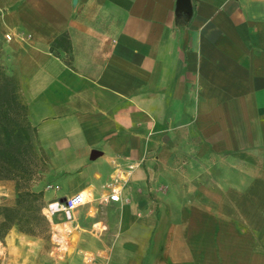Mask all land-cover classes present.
<instances>
[{
	"label": "crops",
	"instance_id": "1",
	"mask_svg": "<svg viewBox=\"0 0 264 264\" xmlns=\"http://www.w3.org/2000/svg\"><path fill=\"white\" fill-rule=\"evenodd\" d=\"M186 8L0 0L44 199L87 197L46 209L54 264H264V0Z\"/></svg>",
	"mask_w": 264,
	"mask_h": 264
},
{
	"label": "trees",
	"instance_id": "2",
	"mask_svg": "<svg viewBox=\"0 0 264 264\" xmlns=\"http://www.w3.org/2000/svg\"><path fill=\"white\" fill-rule=\"evenodd\" d=\"M13 75L0 68V180H11L14 200L0 204V241L11 228L31 236L49 232L42 177L46 164L39 151L36 127L27 118V107L17 94Z\"/></svg>",
	"mask_w": 264,
	"mask_h": 264
},
{
	"label": "rangeland",
	"instance_id": "3",
	"mask_svg": "<svg viewBox=\"0 0 264 264\" xmlns=\"http://www.w3.org/2000/svg\"><path fill=\"white\" fill-rule=\"evenodd\" d=\"M47 168L48 165L45 166L42 176L46 174ZM13 200V182H0V204H10ZM50 200L46 201L42 210L46 217L48 214L46 208ZM49 224V232L42 236L26 235L18 232L14 227L11 228L4 239L0 241V264H54L55 259L58 260L55 257V246L57 245L52 241L50 220ZM55 228L59 231L62 230L61 225H56ZM66 262L67 260L64 261V263Z\"/></svg>",
	"mask_w": 264,
	"mask_h": 264
},
{
	"label": "built area",
	"instance_id": "4",
	"mask_svg": "<svg viewBox=\"0 0 264 264\" xmlns=\"http://www.w3.org/2000/svg\"><path fill=\"white\" fill-rule=\"evenodd\" d=\"M132 168V165L130 166ZM57 185H51L47 184L46 188H54L57 189ZM110 193L106 197V200L108 201H119L120 200V192H119V186L115 185L114 183L110 184ZM87 201L86 195L80 191L77 193L72 194L71 196L65 197L64 201H59L58 199L48 203L47 205V211L51 215L54 213L61 212L64 214V216L67 219H71L72 217V211L77 208L78 206L82 205Z\"/></svg>",
	"mask_w": 264,
	"mask_h": 264
},
{
	"label": "water",
	"instance_id": "5",
	"mask_svg": "<svg viewBox=\"0 0 264 264\" xmlns=\"http://www.w3.org/2000/svg\"><path fill=\"white\" fill-rule=\"evenodd\" d=\"M178 5L180 8H183V7H187V12H189L190 8H189V0H178ZM65 200V197L63 198H60L59 201H64Z\"/></svg>",
	"mask_w": 264,
	"mask_h": 264
}]
</instances>
